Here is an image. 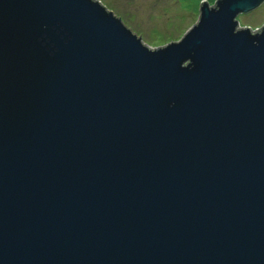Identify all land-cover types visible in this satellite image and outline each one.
Instances as JSON below:
<instances>
[{
	"label": "water",
	"instance_id": "water-1",
	"mask_svg": "<svg viewBox=\"0 0 264 264\" xmlns=\"http://www.w3.org/2000/svg\"><path fill=\"white\" fill-rule=\"evenodd\" d=\"M263 3L152 48L100 0H0V264H264Z\"/></svg>",
	"mask_w": 264,
	"mask_h": 264
},
{
	"label": "rangeland",
	"instance_id": "rangeland-1",
	"mask_svg": "<svg viewBox=\"0 0 264 264\" xmlns=\"http://www.w3.org/2000/svg\"><path fill=\"white\" fill-rule=\"evenodd\" d=\"M152 48L181 39L197 22L205 0H100ZM211 4L215 0H207ZM241 26H264V3L238 17Z\"/></svg>",
	"mask_w": 264,
	"mask_h": 264
}]
</instances>
